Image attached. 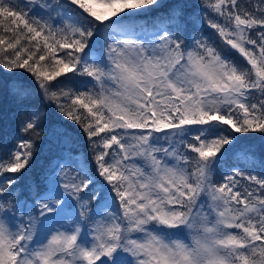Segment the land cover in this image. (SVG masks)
Instances as JSON below:
<instances>
[{
    "label": "snow or ice",
    "instance_id": "1",
    "mask_svg": "<svg viewBox=\"0 0 264 264\" xmlns=\"http://www.w3.org/2000/svg\"><path fill=\"white\" fill-rule=\"evenodd\" d=\"M9 119L0 264H264V0H0Z\"/></svg>",
    "mask_w": 264,
    "mask_h": 264
},
{
    "label": "trees",
    "instance_id": "2",
    "mask_svg": "<svg viewBox=\"0 0 264 264\" xmlns=\"http://www.w3.org/2000/svg\"><path fill=\"white\" fill-rule=\"evenodd\" d=\"M13 128L14 124L11 122L10 119L0 122V154H2L3 152L4 137L9 134ZM51 147L52 146L49 144V141L47 139H45L42 144H38L39 152L37 153L36 157L38 163L33 169V175L38 177L39 164L45 162L47 158L52 154V152L50 151Z\"/></svg>",
    "mask_w": 264,
    "mask_h": 264
}]
</instances>
